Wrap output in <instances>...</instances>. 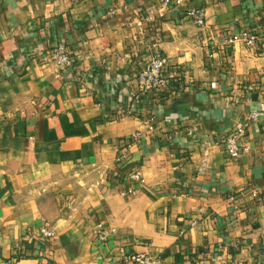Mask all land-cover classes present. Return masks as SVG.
<instances>
[{"label": "crops", "instance_id": "1", "mask_svg": "<svg viewBox=\"0 0 264 264\" xmlns=\"http://www.w3.org/2000/svg\"><path fill=\"white\" fill-rule=\"evenodd\" d=\"M160 3L0 0V264H264V56L223 46L264 33V0ZM58 45L71 64H43Z\"/></svg>", "mask_w": 264, "mask_h": 264}, {"label": "built area", "instance_id": "2", "mask_svg": "<svg viewBox=\"0 0 264 264\" xmlns=\"http://www.w3.org/2000/svg\"><path fill=\"white\" fill-rule=\"evenodd\" d=\"M172 0H161L160 7L157 8V11L160 13L161 17L165 15L168 11L169 4ZM113 13V12H112ZM188 16L194 20V22L199 26H204V13L202 9L197 11H193L188 13ZM147 22L155 21V11L152 9L147 14L146 18ZM159 40V38H158ZM236 41L242 42L247 48L255 52L258 56H264V33H259L256 31H243L239 37H230L224 40L223 46L224 48H229ZM41 61L43 64H53L58 68H65L71 64V56L67 50V48L63 45H58L48 52L41 56ZM167 64L163 58H155L151 61V63L147 66L146 70L140 76L141 85L144 87L159 89L162 86L168 84L167 78L164 79L163 75H166ZM176 83L178 81H175ZM251 90V87L249 88ZM259 115L257 113H251L249 115L250 120H254ZM151 129V128H149ZM140 133L138 132L135 135V138H139ZM239 134H232L225 140V154L230 159H236L244 154L249 152V147H239L238 146ZM130 179H132L137 184H144V178L139 173H133L130 175ZM128 195H135L136 191L134 189H130L127 192ZM242 194L239 196L231 195L228 198V202L233 205V208L236 212L240 209V199ZM254 197L258 198L257 195ZM112 229L105 227L103 224H98L93 228V233L95 234L96 240L98 242H104ZM39 238L44 240H51L54 237L53 231L48 227L39 228L37 234ZM126 263L129 264H157L159 261L157 259H152L148 256L142 254H134L125 259ZM202 264V262H199Z\"/></svg>", "mask_w": 264, "mask_h": 264}]
</instances>
